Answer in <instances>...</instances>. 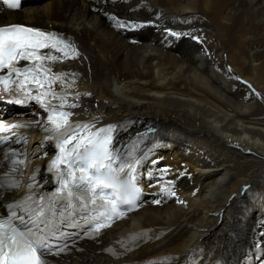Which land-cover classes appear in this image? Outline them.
<instances>
[{"label": "bare ground", "instance_id": "6f19581e", "mask_svg": "<svg viewBox=\"0 0 264 264\" xmlns=\"http://www.w3.org/2000/svg\"><path fill=\"white\" fill-rule=\"evenodd\" d=\"M11 23L75 45L78 58L53 66L77 74L68 102L79 94L81 122L118 123L120 144L142 143L145 121L177 172L163 207L127 215L62 264L110 263L104 248L141 229L167 233L121 262L169 254L178 264L197 244L236 260L264 217V0H36L0 11V26Z\"/></svg>", "mask_w": 264, "mask_h": 264}, {"label": "snow or ice", "instance_id": "6c2138e0", "mask_svg": "<svg viewBox=\"0 0 264 264\" xmlns=\"http://www.w3.org/2000/svg\"><path fill=\"white\" fill-rule=\"evenodd\" d=\"M2 3L9 10L20 8V0ZM78 57L75 45L55 32L15 23L0 26V100L8 98L20 105L35 101L47 113L44 139L53 141L58 150L48 164V171L56 177L55 191L38 198L29 194L8 206L19 208L24 215L12 211L8 219L0 218V264H52L48 256L59 257L68 250L71 233L66 228L83 227L89 238H96L138 206L142 190L135 173L140 161L114 147L117 126L73 123L74 113L67 110L79 106L68 102L77 74L54 72L53 65ZM71 99L78 100L79 94ZM21 126L26 125L11 127ZM23 163L12 160L13 165ZM28 188L31 193L33 185ZM160 191L175 195L170 186L160 185Z\"/></svg>", "mask_w": 264, "mask_h": 264}, {"label": "rangeland", "instance_id": "374dc122", "mask_svg": "<svg viewBox=\"0 0 264 264\" xmlns=\"http://www.w3.org/2000/svg\"><path fill=\"white\" fill-rule=\"evenodd\" d=\"M262 116L264 117V109H263V115H262ZM262 116H261V117H262Z\"/></svg>", "mask_w": 264, "mask_h": 264}]
</instances>
